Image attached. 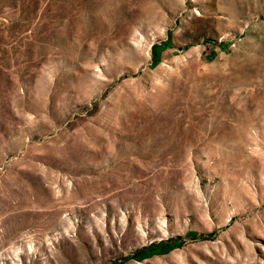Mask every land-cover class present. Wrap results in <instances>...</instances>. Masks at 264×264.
Returning a JSON list of instances; mask_svg holds the SVG:
<instances>
[{"label":"rangeland","instance_id":"374dc122","mask_svg":"<svg viewBox=\"0 0 264 264\" xmlns=\"http://www.w3.org/2000/svg\"><path fill=\"white\" fill-rule=\"evenodd\" d=\"M0 264H264V0H0Z\"/></svg>","mask_w":264,"mask_h":264}]
</instances>
